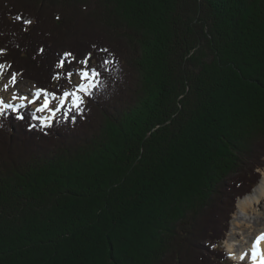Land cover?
Wrapping results in <instances>:
<instances>
[{
    "label": "trees",
    "instance_id": "trees-1",
    "mask_svg": "<svg viewBox=\"0 0 264 264\" xmlns=\"http://www.w3.org/2000/svg\"><path fill=\"white\" fill-rule=\"evenodd\" d=\"M0 50L57 96L89 53L102 81L74 123L0 117V264L228 261L264 170V0H0Z\"/></svg>",
    "mask_w": 264,
    "mask_h": 264
},
{
    "label": "snow or ice",
    "instance_id": "snow-or-ice-1",
    "mask_svg": "<svg viewBox=\"0 0 264 264\" xmlns=\"http://www.w3.org/2000/svg\"><path fill=\"white\" fill-rule=\"evenodd\" d=\"M26 23L31 24L32 21L28 20ZM41 52L43 49L40 50ZM103 51H107V49H103ZM2 52V50H0ZM71 58V60H75L76 58L73 56L71 52H65L63 57L60 59L59 63L56 65L57 68H63L65 65V60ZM91 58V53H89L84 59L80 60L79 63L82 65L81 68L74 69V71L79 75L81 83L75 87L74 90H65L63 95L60 97L56 96V93H49L46 89H37L35 96L39 99L41 96L44 97L43 102L39 107L36 108L37 112L43 113L48 112V116L46 117H37L33 116V119L41 120L42 123L40 125L41 128H48L52 126V122L55 121L57 113L66 107L68 98H72V107L68 109V112L65 113L64 119L69 120L74 123L76 117L70 116L69 114L73 111L80 113L83 111L82 105L84 104V96H93L94 90L99 89L101 87V73L97 71L95 67H89V59ZM109 61H104V64H108ZM4 65L0 64V69H3ZM73 75V71L70 70L67 72V77L69 81H71V77ZM55 79H59V73L54 77ZM16 74L12 75V83H15ZM86 81V83H85ZM12 99H16L15 96ZM23 99L27 100V97ZM59 100V104L56 107H50L52 100ZM29 103H36L35 100H29ZM24 107V105H21ZM8 110H11L13 113H17V119L23 120L24 116L20 114V108L16 107L11 103H7L3 97H0V116H4ZM2 126V125H0ZM31 127H36V125H31ZM264 241V235L260 236L256 240V246L251 251V261L252 264H264V250L260 249V243ZM248 253L240 256L241 260H244Z\"/></svg>",
    "mask_w": 264,
    "mask_h": 264
},
{
    "label": "bare ground",
    "instance_id": "bare-ground-1",
    "mask_svg": "<svg viewBox=\"0 0 264 264\" xmlns=\"http://www.w3.org/2000/svg\"><path fill=\"white\" fill-rule=\"evenodd\" d=\"M238 208L234 214V221L228 241L229 251L234 253L236 262L242 261L240 256L248 253L243 261H250V254L256 244V240L264 235V173L261 182L254 188L251 194L238 201ZM241 231V232H240ZM242 236L240 246L234 243V237ZM262 250H264V241ZM248 259V260H247ZM248 262V263H249Z\"/></svg>",
    "mask_w": 264,
    "mask_h": 264
},
{
    "label": "rangeland",
    "instance_id": "rangeland-1",
    "mask_svg": "<svg viewBox=\"0 0 264 264\" xmlns=\"http://www.w3.org/2000/svg\"><path fill=\"white\" fill-rule=\"evenodd\" d=\"M12 75L7 73L5 65H4L3 69H0V97H3L4 100L7 103H11V104L15 105L18 108H22L21 105H24V107H26L28 105H31L36 110V108L40 106V104L43 102V99H44L43 96H41L39 99L36 98L35 93L37 91V86L34 83H32V81H30V80L29 81L20 80L18 76H16L15 83H12L11 82L12 81ZM80 83H81V80H80L79 75H75V76L71 77V81H70L71 85L76 87ZM85 83H86V81H85ZM13 96H15L16 99H12ZM24 97H27L28 99L25 100V99H23ZM57 97H60V96H57ZM86 98H87V95L84 96V103L86 102ZM29 100H35L36 103H29ZM71 100H72V98L69 97L68 101H67V104L70 103ZM58 104H59V100L58 99L52 100V103H51L50 107H56ZM38 113H39V117H46L49 114L47 111L43 112V113H40V112H38ZM260 172L263 174L264 170H262ZM237 206H238V204H237ZM231 220H232L231 221V226L229 225L230 226V228H229L230 230L232 229V225H233L234 221H237L234 218V214L232 215V219ZM229 235H230V231L228 232L226 240L224 241V244H223V248L225 249V251L227 253L228 252L231 253V254L228 255V261L225 264H238L236 262L238 260H236V257L234 256V253L229 251V249L227 248L228 246L226 244V241H228V239L230 238ZM242 238H243L242 236H240L239 238L238 237H234V243L237 245V247L240 246ZM247 262H249V261H247ZM249 264H250V262H249Z\"/></svg>",
    "mask_w": 264,
    "mask_h": 264
}]
</instances>
